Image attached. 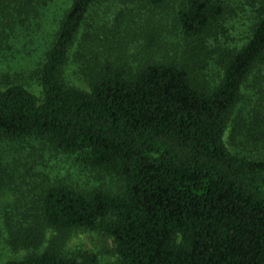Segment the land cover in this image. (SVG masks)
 Wrapping results in <instances>:
<instances>
[{
  "label": "trees",
  "instance_id": "trees-1",
  "mask_svg": "<svg viewBox=\"0 0 264 264\" xmlns=\"http://www.w3.org/2000/svg\"><path fill=\"white\" fill-rule=\"evenodd\" d=\"M44 1L0 0V41L25 37L15 27L29 30ZM102 1L71 0L36 91L0 75V141L46 143L121 189L49 186L35 206L40 218L33 208L9 207L0 235L19 250L39 246L45 229L101 231L120 264H264V0H181L174 18L181 53L171 54L151 25L140 67L98 65L82 91L66 82L64 68ZM170 1L144 0L155 9ZM10 171L0 163V192ZM5 264L80 263L49 248Z\"/></svg>",
  "mask_w": 264,
  "mask_h": 264
},
{
  "label": "rangeland",
  "instance_id": "rangeland-1",
  "mask_svg": "<svg viewBox=\"0 0 264 264\" xmlns=\"http://www.w3.org/2000/svg\"><path fill=\"white\" fill-rule=\"evenodd\" d=\"M180 2L171 0L165 7L156 9L150 8L144 0L96 3L71 48L64 68L66 82L88 91V80L96 72V66L106 62L134 72L147 59L145 45L151 25L162 29L163 41L170 45L171 54L176 50L181 53V38L174 26ZM44 3L46 5L39 17L32 15L27 21L29 30L25 31L20 25L15 27L18 32H24L25 37L10 35L6 42L2 38L3 43H0V75L5 74L12 81L21 79L35 91L36 72L51 47L59 21L70 7L71 0H45ZM152 14L154 22L146 25L144 19ZM235 26L242 34L244 27L237 23ZM6 32L9 33L8 27ZM157 56L161 57L160 54ZM209 63L206 80L211 85L217 77L213 62ZM229 133L231 135L230 130ZM225 140L233 152L228 134ZM45 144L35 140L22 143L0 141V163L11 166L10 174L5 177L8 179L10 176V185L0 192V215L9 207L21 210L29 207L40 218L35 206L38 207L43 190L56 184H66L81 192L102 188L117 193L121 189L116 178L85 168L76 156L59 153ZM258 154L254 152L251 156L257 159ZM43 234L39 246L19 250H13L6 243L7 235H0V264L39 255L49 248H55L62 257L74 258L80 264H120L113 240L101 231L74 229L59 233L45 229Z\"/></svg>",
  "mask_w": 264,
  "mask_h": 264
}]
</instances>
